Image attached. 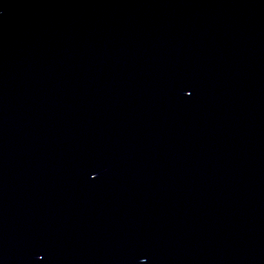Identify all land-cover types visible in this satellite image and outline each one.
Listing matches in <instances>:
<instances>
[{
  "label": "water",
  "instance_id": "95a60500",
  "mask_svg": "<svg viewBox=\"0 0 264 264\" xmlns=\"http://www.w3.org/2000/svg\"><path fill=\"white\" fill-rule=\"evenodd\" d=\"M0 264H264V0H0Z\"/></svg>",
  "mask_w": 264,
  "mask_h": 264
}]
</instances>
